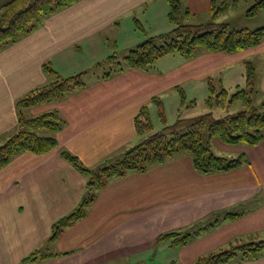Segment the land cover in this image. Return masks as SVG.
Listing matches in <instances>:
<instances>
[{"label":"crops","instance_id":"crops-1","mask_svg":"<svg viewBox=\"0 0 264 264\" xmlns=\"http://www.w3.org/2000/svg\"><path fill=\"white\" fill-rule=\"evenodd\" d=\"M181 1L194 17L210 14L211 0ZM242 1L253 6L258 0ZM168 12L167 0H80L1 50L0 144L18 132L16 102L50 82L44 64L70 77L93 70L112 55L122 59L147 38L164 34L168 24L173 28ZM244 19V28L264 27V9L254 17L246 13ZM247 62L254 64L257 88L264 93L263 42L234 54L200 50L191 60L168 55L150 71L127 69L109 79L89 76L86 87L31 108L30 116L57 111L65 125L56 134L54 151L21 153L0 172V264H20L37 250L51 257L36 264H194L238 239L264 240V140L249 146L215 138L212 142L230 158L244 155L247 162L234 171L202 174L191 156L179 154L146 172L113 179L99 191L85 219L48 242L53 224L80 204L87 183L62 151L88 168L117 158L145 138L135 119L144 107L150 116L156 106L160 112L154 98L163 103L174 89L186 97L182 87L209 90L217 72L222 73L221 87L234 93L246 87ZM235 74L237 81H230ZM227 212L240 216L224 220ZM216 217L219 222L186 247L172 248L168 242L156 246L165 233ZM232 264H264V257Z\"/></svg>","mask_w":264,"mask_h":264},{"label":"trees","instance_id":"trees-1","mask_svg":"<svg viewBox=\"0 0 264 264\" xmlns=\"http://www.w3.org/2000/svg\"><path fill=\"white\" fill-rule=\"evenodd\" d=\"M80 0H11L0 8V51L35 32L43 22L56 12L72 6ZM168 19L172 30L167 34L149 37L131 49L122 59L110 56L104 63L94 69L102 73L82 72L70 77H62L49 64L43 65L45 74L50 78L46 85L36 87L16 102L18 114V132L0 146V172L21 153L43 155L58 147L56 134L64 127L65 121L57 111L38 116H28L27 110L36 106L60 100L87 86L89 76L109 79L114 74L127 69L142 71L152 70L158 60L168 55H180L187 60L194 59L200 50L206 52H223L234 54L255 48L264 42V27L250 30L233 28L229 23H217L222 14L239 6L241 0H211L210 19L207 24L183 23L184 19L193 17L183 7L181 0H167ZM264 9V0H258L247 11L249 17ZM136 26L143 29L136 20ZM107 65V66H106ZM106 66V67H105ZM246 87L238 88L233 94L212 82L209 84L210 96L206 105L208 113L179 118L173 124L160 114L163 127L153 131L150 112L147 107L141 109L135 119L138 133L145 136L143 141L96 168H88L79 157L69 151H62V157L71 163L87 180L80 204L66 216L57 220L52 226L48 242H55L69 227L85 219L101 189L111 180L121 178L132 172H146L152 166L162 164L179 155L192 157L195 169L202 174L225 173L239 169L247 161L244 155L238 157L216 156L211 149L213 139L217 138L228 145L257 146L264 140V112L256 106L254 96L260 92L256 85V68L252 62L246 63ZM217 89L219 91H217ZM181 105L186 97L181 92ZM161 104L159 100H153ZM241 103L244 110L216 119L213 109L225 110L229 105ZM147 136V137H146ZM239 214L227 212L224 220H235ZM199 222L185 231H172L160 236L156 242H168L169 247L188 246L201 233L219 222ZM51 256L40 250L24 258L20 264H36ZM264 257V240L251 241L241 245L231 244L227 249H219L196 260L194 264H232L254 261ZM171 264H179L172 262Z\"/></svg>","mask_w":264,"mask_h":264},{"label":"rangeland","instance_id":"rangeland-1","mask_svg":"<svg viewBox=\"0 0 264 264\" xmlns=\"http://www.w3.org/2000/svg\"><path fill=\"white\" fill-rule=\"evenodd\" d=\"M9 1H11V0H0V8H1L2 5L8 3ZM251 5L248 6L245 2H243L241 0L239 6L237 8L220 15L215 20V22H217V23H229L233 28L243 29L245 27L244 25H246V23H247L246 19H244V15L252 7ZM161 21L162 20H161L160 15H159L158 16V25L159 26L161 24ZM210 22H211V19H210L209 16H207V17H204V16L194 17L193 16L190 19H184L183 20V23L195 24V25L207 24V23H210ZM168 27H169V29L165 30V32H163L164 34H167V33H169L172 30L171 29L172 28L171 25L168 24ZM151 29H152V27L150 28L149 26H147V30L150 33H152ZM160 29L161 28L159 27L158 30H160ZM250 30H254V29H250ZM138 34H140V33H138ZM220 53H223V52H220ZM225 54H227V53H225ZM245 66H246V64H245ZM102 71H103L102 69L96 68L93 71H91L90 73L95 72V73L99 74V73H102ZM221 74L222 73L217 72L212 77V80H209V81H212V83L218 89H220V87L222 86L221 85V83H222V80H221L222 79V75ZM246 74H247V69H246ZM236 76L237 75L235 74L233 77H230V81L232 80L233 82L234 81L236 82L237 81ZM246 81H247V78H246ZM182 88H183V90H185V94H186L185 105H181L182 98L179 95V90L178 89H176V90L174 89L173 91H169L168 93H166L164 95L166 100L162 99L163 103H161L160 112H159L156 104H154L156 106L157 112L155 111V113L150 116V121H151L152 126H154V128H155L154 130L155 131H159L163 127V124H162V122L160 120V114L159 113L163 114V116L167 120L168 124H173L179 118L196 117V116L208 113L210 111V109L206 105V100L210 96V91L209 90L202 89L200 86L182 87ZM218 89H217V91H219ZM231 94H233V93H230V95ZM176 95H177V97H176ZM164 96H162V98ZM253 99L255 101L256 106L259 107L262 112H264V93L261 92L258 95H255ZM30 110L31 109L27 110L25 114L30 116ZM242 110H244V107L242 106V104L241 103H236L234 105H229L225 110H222V109H219V108H214L212 113H213L214 118L220 119L222 117H225L228 114L236 113V112H239V111H242ZM31 116H32V114H31ZM11 136H8L7 140L10 139ZM7 140H4L0 144V146L3 145ZM211 149H212V152L216 156H224V157H229V158L231 157V154H229L228 152L224 151L222 148H220L219 146H217L213 142L211 143ZM234 157L236 158L238 156H234ZM257 241H260V240H257ZM250 242L251 241H249V240L238 239L233 244L234 245H241V244L250 243ZM228 247L223 248V249H227ZM216 251H218V250H216ZM167 255H168V253H167ZM147 262H148V264H159L157 261H154V260L152 262H151V260H149Z\"/></svg>","mask_w":264,"mask_h":264}]
</instances>
